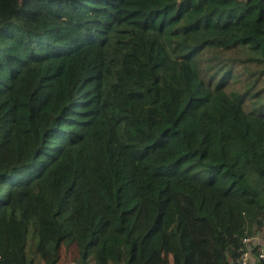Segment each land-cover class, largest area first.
I'll list each match as a JSON object with an SVG mask.
<instances>
[{
  "label": "trees",
  "instance_id": "1",
  "mask_svg": "<svg viewBox=\"0 0 264 264\" xmlns=\"http://www.w3.org/2000/svg\"><path fill=\"white\" fill-rule=\"evenodd\" d=\"M262 79L264 0H0V264H240Z\"/></svg>",
  "mask_w": 264,
  "mask_h": 264
},
{
  "label": "built area",
  "instance_id": "2",
  "mask_svg": "<svg viewBox=\"0 0 264 264\" xmlns=\"http://www.w3.org/2000/svg\"><path fill=\"white\" fill-rule=\"evenodd\" d=\"M252 245L253 247L259 246L260 253L258 255V259H264V240L262 235L259 233L242 239L241 246L239 248L240 257L238 259L240 264H249L251 262Z\"/></svg>",
  "mask_w": 264,
  "mask_h": 264
},
{
  "label": "rangeland",
  "instance_id": "3",
  "mask_svg": "<svg viewBox=\"0 0 264 264\" xmlns=\"http://www.w3.org/2000/svg\"><path fill=\"white\" fill-rule=\"evenodd\" d=\"M262 81H264V79H262ZM260 86H264V85L260 84ZM29 239H31L30 234H29L28 242ZM33 242H35V240H33ZM75 259L76 258H73V253L69 251L68 248H65L61 252V260L58 262V264H75L74 262Z\"/></svg>",
  "mask_w": 264,
  "mask_h": 264
},
{
  "label": "crops",
  "instance_id": "4",
  "mask_svg": "<svg viewBox=\"0 0 264 264\" xmlns=\"http://www.w3.org/2000/svg\"><path fill=\"white\" fill-rule=\"evenodd\" d=\"M63 249H64V248H63ZM63 249H62V250H63ZM68 250H69V251H71V252L73 253V250H72V248H68Z\"/></svg>",
  "mask_w": 264,
  "mask_h": 264
}]
</instances>
